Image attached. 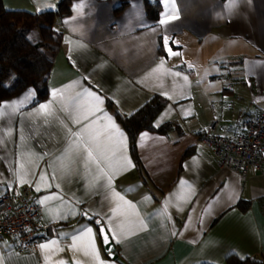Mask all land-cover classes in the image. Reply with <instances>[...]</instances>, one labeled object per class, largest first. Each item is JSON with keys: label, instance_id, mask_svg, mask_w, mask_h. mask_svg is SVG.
Masks as SVG:
<instances>
[{"label": "crops", "instance_id": "obj_1", "mask_svg": "<svg viewBox=\"0 0 264 264\" xmlns=\"http://www.w3.org/2000/svg\"><path fill=\"white\" fill-rule=\"evenodd\" d=\"M58 1L2 0L7 10L31 13L54 10ZM118 5L72 0L70 13L55 20L62 39L47 98L30 105L28 89L0 103V196L30 185L37 200L54 197L40 203L37 225L48 231L36 249L18 254L0 240V264H98L95 256L99 264H225L230 255L264 256V168L241 180L197 138L212 121V133L226 136L231 121L264 110V0H129L116 13ZM168 16L175 19L161 24ZM86 91L100 97L89 104L100 111L77 123L83 101L76 96ZM154 95L166 101L154 125L174 129L137 135L138 171L114 113L130 115ZM104 113L123 133V150L99 166L82 158L70 165L65 150L76 137L69 130L80 132ZM69 165L75 174H66ZM100 169L110 186L108 176L96 179ZM117 203L129 213L123 234L110 231L122 219L112 216ZM98 224L115 259L102 249ZM82 227L93 231L85 236Z\"/></svg>", "mask_w": 264, "mask_h": 264}, {"label": "trees", "instance_id": "obj_2", "mask_svg": "<svg viewBox=\"0 0 264 264\" xmlns=\"http://www.w3.org/2000/svg\"><path fill=\"white\" fill-rule=\"evenodd\" d=\"M128 1L119 0L115 12H120ZM71 2L72 0H59L54 10L31 13L25 10H7L0 0V103L28 89L34 92L30 105L47 98L48 75L62 39V32L55 27V20L70 13ZM146 9L154 15L147 1ZM34 32L37 36L30 39ZM165 105L166 101L162 97L154 95L130 115L114 113L126 133L129 154L138 171L140 166L135 146L137 135L143 131L166 134L174 129L172 122L158 126L153 123ZM238 208L244 210L246 203L239 202ZM47 231L48 228L45 232ZM225 264H264V256L238 258L230 255L226 257Z\"/></svg>", "mask_w": 264, "mask_h": 264}, {"label": "built area", "instance_id": "obj_3", "mask_svg": "<svg viewBox=\"0 0 264 264\" xmlns=\"http://www.w3.org/2000/svg\"><path fill=\"white\" fill-rule=\"evenodd\" d=\"M215 121L199 130L198 140L216 159L219 167L235 172L241 180L249 172L264 168V110L241 116L227 125L229 135L213 134ZM32 186L24 185L0 196V240L13 243L16 253L35 250L46 235L37 225L41 204Z\"/></svg>", "mask_w": 264, "mask_h": 264}, {"label": "snow or ice", "instance_id": "obj_4", "mask_svg": "<svg viewBox=\"0 0 264 264\" xmlns=\"http://www.w3.org/2000/svg\"><path fill=\"white\" fill-rule=\"evenodd\" d=\"M175 19L174 16H168L167 19L161 20V24L167 23L168 20ZM165 46L168 44V39L165 37L164 40ZM166 50L169 51L171 55H176V53H172L170 49L166 47ZM175 75L179 76L180 73L176 72ZM185 80L187 77L184 78ZM55 96L56 94L53 93ZM88 98V99H84ZM171 98V97H169ZM76 99L82 100L83 102L80 104V106L77 108L76 115L73 117V119L78 123L79 120L85 119L87 120L89 116H95L96 111H100L99 108H96L95 111H93L89 104L91 102H95L96 104L102 103L99 96H96L95 93L91 91H86L82 93H77ZM40 109H48L49 106L45 104L39 105ZM107 120V124L101 125L102 120ZM160 121L157 122V126L159 125ZM93 125L98 126L95 130L94 134H90V129H92ZM69 133L71 136L76 137V141L74 143H70L68 148L65 150V156L68 158L70 165L76 164L81 158L85 160L87 163H96L97 166H99V162L101 160H111L117 156L118 152H121L122 149V143H123V133L120 131V129L116 126L115 123L111 122V117L107 115V113H104L103 117H97L96 120H93L91 124L85 125L84 128L81 129L80 132H71L69 130ZM119 136L121 139L117 141L115 139L116 136ZM144 135H147L146 133ZM85 136H87V139H85ZM143 138V136L141 137ZM110 144L109 152L102 151V145ZM86 154V155H84ZM2 163V161H0ZM66 166L65 172L66 174H75V169ZM101 175L96 177L97 180L101 179L103 176H108L109 179V186H110V179L111 177L103 171V169H100ZM21 179H23L21 177ZM41 179H44L43 175H41ZM37 192L40 191L39 185H37ZM114 197H119L120 201H123V197L119 196L118 193H113ZM48 199H54V197H45L44 200ZM44 200H38L37 203H44ZM133 206L129 205V208ZM96 215H99L97 213ZM112 216L113 217H120V219L117 223L113 225V227L110 229V231L123 234V232L127 229V227L130 226V221L128 219L129 213L121 208V205L117 203L116 207L112 209ZM95 219V216L91 217ZM102 220H97V223H101ZM109 223H112L111 220H109ZM92 228H87L86 232L84 228L82 227L80 229V232L83 233L85 236L90 235L92 233ZM81 236H74L73 240L74 242L77 240H80ZM55 244V241L52 242ZM104 243H105V252H107L110 248V239L108 236H104ZM39 247L41 249L48 248V245L46 244H40ZM94 248V244L92 245ZM85 255H89L88 251L85 250ZM94 259L99 264V257L95 256ZM60 264H63V261H60Z\"/></svg>", "mask_w": 264, "mask_h": 264}, {"label": "water", "instance_id": "obj_5", "mask_svg": "<svg viewBox=\"0 0 264 264\" xmlns=\"http://www.w3.org/2000/svg\"><path fill=\"white\" fill-rule=\"evenodd\" d=\"M98 233H99V237H100V240H101V245H102V249L104 251L105 254H107V256L110 258V259H115L116 258V255L114 254V245L112 244L111 240H110V248L107 252H105V243H104V236H108L105 228L103 225H100L98 224ZM109 237V236H108ZM110 239V238H109Z\"/></svg>", "mask_w": 264, "mask_h": 264}, {"label": "rangeland", "instance_id": "obj_6", "mask_svg": "<svg viewBox=\"0 0 264 264\" xmlns=\"http://www.w3.org/2000/svg\"><path fill=\"white\" fill-rule=\"evenodd\" d=\"M37 36V33L36 32H34V33H32L31 35H30V39H33V38H35Z\"/></svg>", "mask_w": 264, "mask_h": 264}]
</instances>
